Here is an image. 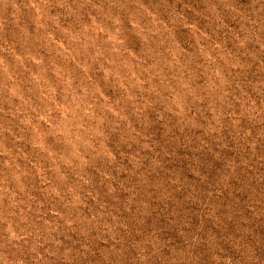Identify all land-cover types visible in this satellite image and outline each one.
<instances>
[{
    "label": "clouds",
    "instance_id": "clouds-1",
    "mask_svg": "<svg viewBox=\"0 0 264 264\" xmlns=\"http://www.w3.org/2000/svg\"><path fill=\"white\" fill-rule=\"evenodd\" d=\"M0 264H264V0H0Z\"/></svg>",
    "mask_w": 264,
    "mask_h": 264
}]
</instances>
